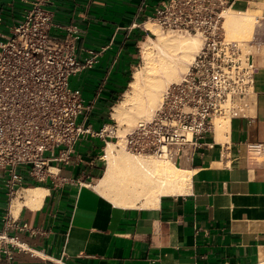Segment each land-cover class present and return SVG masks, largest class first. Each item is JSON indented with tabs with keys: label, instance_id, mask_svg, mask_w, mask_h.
Returning a JSON list of instances; mask_svg holds the SVG:
<instances>
[{
	"label": "crops",
	"instance_id": "0c3cea01",
	"mask_svg": "<svg viewBox=\"0 0 264 264\" xmlns=\"http://www.w3.org/2000/svg\"><path fill=\"white\" fill-rule=\"evenodd\" d=\"M34 1L0 0V30L21 22ZM144 1L151 8L163 0H54L51 7L57 25L81 28L83 59L103 51L92 70L71 80L86 100L98 98L96 128L111 122L109 111L139 64L147 32L127 28ZM235 6L264 16V0ZM251 48L258 94L252 116L230 120L222 138L214 130L204 140L208 146L176 165L191 172L186 193L162 195L147 206L145 198L137 206L116 204L96 189L105 174L106 145L89 139L77 146L69 166L55 167V180L37 184L27 177L12 204L0 178V231L10 206L12 212L21 204L10 235L23 247L11 263L0 256V264H264V168L253 171L247 164L248 144L264 143V44ZM30 189L47 191L39 207L24 204Z\"/></svg>",
	"mask_w": 264,
	"mask_h": 264
},
{
	"label": "built area",
	"instance_id": "2783aa9c",
	"mask_svg": "<svg viewBox=\"0 0 264 264\" xmlns=\"http://www.w3.org/2000/svg\"><path fill=\"white\" fill-rule=\"evenodd\" d=\"M239 1L163 0L151 8L142 3L129 33L148 32L152 24L163 33L198 37L201 49L180 80L165 89L152 116L123 136L115 122L96 128L92 120L98 98L88 101L72 88L71 80L92 70L103 51L81 57V28L54 22V0L32 2L21 22L9 32L0 30V178L10 204L23 195L27 177L37 184L55 180V167L69 166L77 146L89 139L181 166L208 146L204 140L217 119L251 118L257 67L246 50L263 43L259 35L249 45L227 40L224 14ZM247 148L248 168L263 169L264 143ZM14 228L10 206L0 231V256L10 263L23 248L10 235Z\"/></svg>",
	"mask_w": 264,
	"mask_h": 264
},
{
	"label": "bare ground",
	"instance_id": "6f19581e",
	"mask_svg": "<svg viewBox=\"0 0 264 264\" xmlns=\"http://www.w3.org/2000/svg\"><path fill=\"white\" fill-rule=\"evenodd\" d=\"M224 18L228 41L242 44L250 37L255 38L260 16L253 11L230 8ZM146 27L157 38H150L151 43H142V65L133 73L124 98L113 107V119L122 126L131 127L149 119L159 107L167 86L180 80L201 49L198 37L179 34L166 36L152 24ZM229 121V118L216 120L215 130L220 137L229 131ZM123 150L111 142L105 147V174L96 186L104 196H113L116 204L137 206V202L145 198L143 206H147L154 204L162 195L184 194L188 191L190 171L168 160L133 156ZM46 192L44 189L26 191L24 204L32 208L39 207ZM20 207L21 204H16L12 215L16 216Z\"/></svg>",
	"mask_w": 264,
	"mask_h": 264
},
{
	"label": "rangeland",
	"instance_id": "374dc122",
	"mask_svg": "<svg viewBox=\"0 0 264 264\" xmlns=\"http://www.w3.org/2000/svg\"><path fill=\"white\" fill-rule=\"evenodd\" d=\"M233 9H236V10H238L237 8H236V6L235 7H232ZM252 9L253 8H251L250 10L252 11ZM242 10H245V9H240V11H242ZM253 13H255L256 15H259L260 16V21H259V23H258V25H257V30H256V35H259L260 37L261 36H263V38H264V21H263V19H264V16L262 15L263 13H261L260 11L259 12H255V11H253ZM262 20V21H261ZM162 32V31H161ZM163 33V32H162ZM164 35H166V36H168V35H170L169 33H164ZM172 35V34H171ZM150 38L151 39H154V40H156V36L154 35V33L151 31V30H148V32L146 33V35H145V39H143L142 40V43L143 42H149V43H151V40H150ZM226 38H227V36H226ZM251 38V39H250ZM249 39H246L245 40V43H242V44H247V45H249V42H252V41H254V39L256 38V36H255V38H253V37H250ZM253 38V39H252ZM248 40V41H247ZM142 43L140 44V48H139V51H140V55H141V57H140V61H139V64H138V66H137V68H139V67H141V65H142V62H143V58H142V51H143V48H142ZM262 43L264 44V39H262ZM252 49L253 48H251L250 47V45L247 47V50H246V53H248V54H251V53H253L254 51H252ZM190 66V65H189ZM136 68V69H137ZM135 69V70H136ZM170 85V84H169ZM168 85V86H169ZM167 86V87H168ZM124 98V95L120 98V100L116 103V105L122 100ZM115 105V106H116ZM114 107V106H113ZM109 117L111 118V122H115V123H117L118 124V126H119V129H120V131H119V135L120 136H123L124 134H126L127 133V131L129 132L135 125H133V126H131V127H128L127 125L126 126H122L119 122H117V121H115L114 119H113V116H112V113H113V109H111L110 111H109ZM125 128H128L127 130L125 129ZM118 148L119 149H124L123 148V146H122V144H118ZM123 151H125V152H127L125 149L123 150ZM128 153V152H127Z\"/></svg>",
	"mask_w": 264,
	"mask_h": 264
}]
</instances>
